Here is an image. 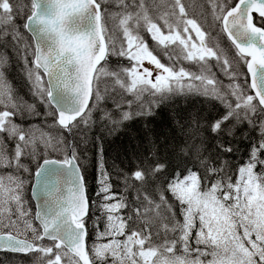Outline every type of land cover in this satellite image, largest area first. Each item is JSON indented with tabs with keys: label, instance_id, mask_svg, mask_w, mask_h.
<instances>
[{
	"label": "trees",
	"instance_id": "obj_1",
	"mask_svg": "<svg viewBox=\"0 0 264 264\" xmlns=\"http://www.w3.org/2000/svg\"><path fill=\"white\" fill-rule=\"evenodd\" d=\"M96 1L107 58L96 72L88 111L63 129L47 100L44 79L33 66V42L24 29L32 0H0V80L12 106L10 119L19 128L0 132V145L13 170L20 168L16 160L28 162L34 151L30 175L44 159L65 160L68 153L75 158L89 203L83 224L92 264H140L135 251L203 255L206 245L197 243L193 230L187 232V204L175 195L174 186L191 178L199 197L223 201L243 170L264 182V110L250 90L247 59L221 27L224 13L236 0ZM185 21L201 29L213 58L189 60L182 48L161 38L180 31ZM254 24L262 27V20L255 17ZM130 37L163 69L183 78L164 89L133 84ZM34 133L43 145L38 140L36 147L30 146ZM10 169L0 166V171ZM113 201L118 204L114 215L107 210ZM28 204L34 213L33 203ZM114 218L124 228L116 239L127 238L135 250H128L130 258L122 262L117 257L125 252L122 242L109 255L94 253L97 245L113 238ZM0 264L60 263L54 254L39 251L1 252Z\"/></svg>",
	"mask_w": 264,
	"mask_h": 264
},
{
	"label": "water",
	"instance_id": "obj_2",
	"mask_svg": "<svg viewBox=\"0 0 264 264\" xmlns=\"http://www.w3.org/2000/svg\"><path fill=\"white\" fill-rule=\"evenodd\" d=\"M32 2L25 30L34 44L33 65L45 79L57 124L68 129L87 112L95 74L107 57L101 9L95 0ZM253 16L263 21L262 28L253 24ZM221 25L237 52L248 58L250 88L264 110V0H238L226 11ZM205 55L212 57L207 50ZM30 196L42 239L63 247L80 264H90L86 229L79 225L87 217L88 201L80 168L71 154L67 161L51 159L40 164ZM38 250L11 234L0 235V253L28 255Z\"/></svg>",
	"mask_w": 264,
	"mask_h": 264
},
{
	"label": "rangeland",
	"instance_id": "obj_3",
	"mask_svg": "<svg viewBox=\"0 0 264 264\" xmlns=\"http://www.w3.org/2000/svg\"><path fill=\"white\" fill-rule=\"evenodd\" d=\"M214 9V8H210ZM222 11V9H218ZM215 17L218 15L215 13ZM186 23V21H185ZM162 39L168 44L182 48L189 60L204 61L206 47L205 35L194 22L186 23L180 31H172ZM130 57L133 61L131 75L133 84L149 83L157 89H164L170 81H178L183 77L175 75L163 67L140 45L130 37L127 40ZM0 117L4 118L0 132L6 134L18 131V127L10 119L11 103L7 88L0 80ZM36 135V133H34ZM31 147L37 146L39 136H33ZM19 141H23L19 138ZM43 145L42 140H39ZM33 145V146H32ZM35 152L29 156L28 162L17 161L19 170H13L12 160L5 148L0 145V166L4 164L9 171H0V234H12L24 240L38 243L40 253L54 254L55 261L60 264H79L76 259L63 249L52 250L48 243L40 241V233L33 221V213L29 204L22 200L29 176V166L35 160ZM8 162V165L6 163ZM15 164V165H17ZM236 186L230 188V193L223 201L212 198H201L196 194L193 179H185L174 186L175 195L187 204L185 226L187 232L193 230L198 244H205L203 255L193 258L164 254L150 255L135 251L130 247V241L116 238L122 234L123 224L114 218L110 233L113 238L94 248L96 256H105L114 252L116 245L122 242L125 252L117 257L122 261L130 258L128 250L140 258V264H257L264 259V182H258L249 170L239 174ZM221 200V199H220ZM118 204L110 202L107 210L113 215ZM120 262V263H121Z\"/></svg>",
	"mask_w": 264,
	"mask_h": 264
}]
</instances>
